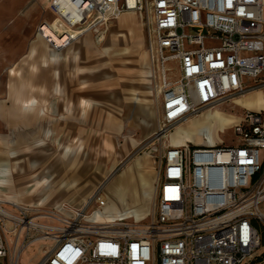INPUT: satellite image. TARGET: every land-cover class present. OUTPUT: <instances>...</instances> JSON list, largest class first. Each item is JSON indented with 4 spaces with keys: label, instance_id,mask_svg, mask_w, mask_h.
<instances>
[{
    "label": "built area",
    "instance_id": "obj_1",
    "mask_svg": "<svg viewBox=\"0 0 264 264\" xmlns=\"http://www.w3.org/2000/svg\"><path fill=\"white\" fill-rule=\"evenodd\" d=\"M36 1L51 14L36 35L53 52L123 13L140 16L160 87L159 139L264 89V0ZM231 127L230 146L207 138L164 144L154 165L155 216L145 228L103 221V184L82 206L31 214L0 198V258L18 264L37 239L48 245L37 264H250L264 246V109H243Z\"/></svg>",
    "mask_w": 264,
    "mask_h": 264
},
{
    "label": "rangeland",
    "instance_id": "obj_2",
    "mask_svg": "<svg viewBox=\"0 0 264 264\" xmlns=\"http://www.w3.org/2000/svg\"><path fill=\"white\" fill-rule=\"evenodd\" d=\"M47 15L41 1L0 0V99L4 97L7 84L16 87L23 81L35 80L34 90L39 93V84L44 81L42 76L46 75L47 81L43 83L57 80L71 101L67 107H38L44 110L42 116L51 120L53 138L47 141L31 139L30 146L23 152H0V160L6 162L12 178L8 184L0 183V198L3 201L17 199L16 204L28 208L30 214L37 208L62 202L79 207L115 171L104 189L109 198V213L103 220L111 222L112 227L145 228L156 211L155 159L164 144L171 142L176 128L159 139L157 132L162 127L158 104L160 87L151 74L142 19L132 12L123 13L105 23L98 32L85 33L68 48L57 51L64 54L60 61L42 66L41 57L44 60V55L53 51L36 35V27ZM26 54L32 56L21 61ZM24 60L26 66L31 63V68L22 72ZM18 67H21L20 73H16ZM53 69L59 74L51 81L48 73ZM85 87H89V101L101 105L85 110L77 106ZM140 103L150 106V116L135 109ZM236 103L240 106L216 108L221 114L219 117L213 113L202 115L200 125L194 124L196 118L184 122L177 132L188 135L186 142L203 143L207 138L223 146L235 144L237 138L231 122L237 120L243 108H264V89L237 99ZM175 137L180 143V136ZM72 147L80 154L87 153L90 165L81 179L79 176L73 178L72 192L58 191V183L68 179L63 155L65 149ZM33 160L37 166L32 168ZM135 165L141 169L137 170ZM45 168L49 170L43 173ZM20 169L22 171H18ZM1 172L8 173L7 169ZM138 172L145 179H138ZM35 174L49 175V186L36 187ZM112 198H117L118 203ZM38 202L41 204L37 205ZM47 247L43 241H33L20 254L18 264H34ZM251 260L250 264H264V246Z\"/></svg>",
    "mask_w": 264,
    "mask_h": 264
},
{
    "label": "crops",
    "instance_id": "obj_3",
    "mask_svg": "<svg viewBox=\"0 0 264 264\" xmlns=\"http://www.w3.org/2000/svg\"><path fill=\"white\" fill-rule=\"evenodd\" d=\"M47 12V17L43 20H49L51 18V14ZM32 54H26L21 58V61L23 59L30 58ZM64 57V54H59L56 52H52V54H45L44 60L43 57H41V65L46 66L48 62H52L55 64L56 62L60 61ZM43 60V62H42ZM25 64V60H24ZM31 63H27L23 66L22 72L25 70H30ZM16 73H20L21 67H18ZM32 69L34 70V67L32 66ZM14 72V70H13ZM50 74L51 79H57L58 77V71L57 69H53L52 72L48 73ZM45 77L42 76V79H44L43 82L47 81L46 75ZM41 79V81H42ZM52 81V80H51ZM43 82H40L39 84V93L34 90V86L36 85V81L32 80L28 82H18L16 87L9 86L7 84L4 97L0 99V152L3 154H11L23 152L25 147L30 146V140L34 138H38L41 141H47L53 138L54 131H51L50 119H45L43 115V109L38 110V107H56V106H69L70 100L67 98V93L64 92L65 89L62 88V85L56 80L55 82L51 84H44ZM15 88V89H14ZM33 88V89H32ZM34 92H33V91ZM90 93L89 87H85L81 90L82 96L80 97L77 106L86 109L87 107H92L93 105H101L99 102L95 101H89L87 95ZM103 95V99H104ZM102 99V100H103ZM68 102V103H67ZM232 105H239L236 103H232ZM223 106V105H222ZM240 106V105H239ZM220 107V106H219ZM217 107V108H219ZM137 111L141 112L145 116H150V106L144 105L143 103H140L135 108ZM244 109V108H243ZM259 109V108H256ZM207 113L203 114L206 115ZM241 114L239 115V117ZM202 115L197 117L194 121L197 125H200ZM237 117V119L239 118ZM232 121L231 123H233ZM48 126V127H47ZM40 142V141H39ZM184 142H186L184 140ZM184 142H180L184 143ZM33 143H35L33 141ZM194 143V142H193ZM202 142H196L194 144H201ZM76 147H72L71 149H65V153L63 155L62 162L65 166V170L67 172L66 178L63 179L58 183L56 186V189L58 191H66V192H72L74 188V181L73 178L75 176H79V179H81L84 176V171H87L90 162L88 161V155L87 153H79L77 151ZM31 167L37 166L36 161H32L30 163ZM0 183H9L11 181V177H9L11 174V171L9 170V167L6 166V162L0 160ZM5 167V168H2ZM136 169H141V167L135 165ZM6 170L8 173H2L1 170ZM47 168L43 169V173L46 172ZM10 171V172H9ZM22 171V169L18 170ZM2 173V174H1ZM138 179H145L142 173L138 172ZM43 175V174H42ZM37 176V174L34 175V181H36L34 184L36 187H39L40 185L43 187H48L50 183V177L48 176ZM42 177V178H41ZM46 177V178H44ZM69 180V181H68ZM34 186V185H33ZM42 191L39 190V193ZM11 201L19 202L17 199L13 198L9 199ZM112 201L117 204L118 199L112 198ZM124 200H122L123 202ZM63 203V202H62ZM41 202H38L37 205H40ZM61 204V203H59ZM56 204V205H59ZM114 204V205H115ZM116 206V205H115ZM117 207V206H116ZM119 209V207H117ZM41 259V258H40ZM39 259V260H40ZM35 262L34 264H37L39 262ZM0 264H8L6 259L0 258ZM27 264V263H26Z\"/></svg>",
    "mask_w": 264,
    "mask_h": 264
},
{
    "label": "bare ground",
    "instance_id": "obj_4",
    "mask_svg": "<svg viewBox=\"0 0 264 264\" xmlns=\"http://www.w3.org/2000/svg\"><path fill=\"white\" fill-rule=\"evenodd\" d=\"M63 39H64V38H62V37H60V38H56V42H57V43H61V42L63 41ZM58 46H61V44H59ZM59 50H60V48H59L57 51H59ZM254 92H255V91H254ZM250 93H252V92H250ZM250 93H248V94H250ZM248 94H245V95H243L242 97H245V96L248 95ZM242 97H240V98H242ZM240 98H238V99H240ZM236 100H237V99H236ZM244 109H249V108H244ZM262 109H264V108H262ZM251 110H253V109H251ZM256 110H257V109H256ZM258 110H259V109H258ZM209 113H213L216 117L221 116V114L218 112V110H217L216 108L213 109V110H211V112H208L206 115H208ZM222 120H223V123L225 124L226 121L223 119V117H222ZM181 126H182V124L176 126V130H175V131L173 132V134H172V139H171L170 144H172V145H180V144H179V141H178V143H177V139H176L175 136H180V142H184V140H185L186 138L189 139L188 135H185V134H183V133H179V132H177L178 129L181 128ZM226 126H227V125H226ZM190 129H191V128H190ZM181 144H182V143H181ZM114 172H115V171H112V172L110 173V175L104 179V182L102 183L103 186H104V189H105L106 186L109 184L110 179H111L112 175L114 174ZM108 181H109V182H108ZM89 198H90V197H87V198L85 199V201H84L85 204H86V202L88 201ZM10 201H11V200H10ZM12 202H15V201H12ZM15 203H17V202H15ZM61 204H62V203H61ZM108 204H109V202H108ZM103 221H104V220H103ZM104 222H105V221H104ZM34 240H37V239H34Z\"/></svg>",
    "mask_w": 264,
    "mask_h": 264
},
{
    "label": "water",
    "instance_id": "obj_5",
    "mask_svg": "<svg viewBox=\"0 0 264 264\" xmlns=\"http://www.w3.org/2000/svg\"><path fill=\"white\" fill-rule=\"evenodd\" d=\"M129 158V157H128ZM128 158L126 160H128ZM125 163V161L122 163V165Z\"/></svg>",
    "mask_w": 264,
    "mask_h": 264
}]
</instances>
